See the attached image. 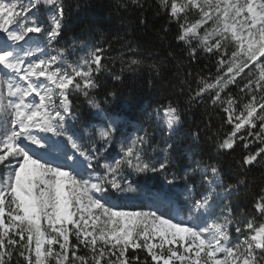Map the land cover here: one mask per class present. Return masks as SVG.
Wrapping results in <instances>:
<instances>
[{
  "label": "snow or ice",
  "instance_id": "obj_1",
  "mask_svg": "<svg viewBox=\"0 0 264 264\" xmlns=\"http://www.w3.org/2000/svg\"><path fill=\"white\" fill-rule=\"evenodd\" d=\"M157 5V15L178 25L174 39L183 45V58L173 51L159 61L151 60L152 53L144 58L133 41L122 45L128 55L110 57V45L81 41L87 51L69 60L68 48L60 44L63 0H0V264H264V184L239 217L228 202L249 184L251 166L264 167V0H157ZM116 7L143 9L144 0H116ZM138 19L147 22L143 11ZM199 55L216 58V75L197 73L194 90L187 77L179 83L188 86L187 103L203 105L209 121L217 109L224 113L222 126L231 130L210 137L218 151L234 150L238 139L243 144L236 161L243 174L232 182L216 163L200 160L181 177L171 158L173 145L153 143L156 129L171 139L183 123L171 99L155 109L152 131L138 129L117 140L116 119L102 106L117 92L109 91L103 102L95 95L103 73L113 81L141 68L159 76L168 60L178 61L179 72L184 59ZM116 60L120 73L111 70ZM231 85L240 95L229 91ZM77 95L96 116L104 115L92 130L77 128ZM199 131L191 135L198 138ZM252 143L259 144L255 152ZM113 145L119 155L109 160L105 154ZM197 171L199 193L190 180ZM155 173L169 185L184 181L182 202L142 192V181L129 179ZM135 197L147 201L141 210H117V201Z\"/></svg>",
  "mask_w": 264,
  "mask_h": 264
},
{
  "label": "trees",
  "instance_id": "obj_2",
  "mask_svg": "<svg viewBox=\"0 0 264 264\" xmlns=\"http://www.w3.org/2000/svg\"><path fill=\"white\" fill-rule=\"evenodd\" d=\"M63 2L65 28L60 37V44L68 48L69 60H76L87 51V48L81 45V41L88 45L99 42H102L104 47L110 45L107 53L110 57H117L122 51L128 55L122 45L125 41H133L140 45L137 55L144 58H149V53H152L151 60L159 61L166 57L168 51H173L178 58H183V45L174 39L178 25L175 21L169 22L164 14L157 15V0H144L143 9L133 8L131 10L118 9L116 0H63ZM141 11L147 21L144 25H141L138 19ZM122 19L126 22L122 23ZM164 27L168 29L166 33L163 31ZM162 36L166 39L162 40ZM74 42L76 47L72 48ZM177 64V60H168L162 67L159 76L147 68H141L135 72L124 71L121 81H113L109 74L103 73L98 77L100 84L95 90V95L98 100L103 102L109 91L117 92L114 100L108 104H102L105 113L116 112L122 119V124L118 126L117 140H120L122 132L129 133L132 130L137 132L138 129L142 132L146 127L152 131L150 125L154 124L140 125V119H144L159 105L171 99L174 104L180 107L183 114L181 126L184 137L180 144L171 149L175 171L178 175L184 172L187 166L185 154L189 152L194 160L216 163L224 180L232 182L238 175L243 174L236 164V161L240 160L244 154L243 144L238 139L234 150L218 151L215 147V140L210 137L217 132L223 136L231 130L230 125L223 124L222 126L224 113L217 109L215 113H212V118L209 121V112L203 105L192 104L190 106L187 103L188 86H181L179 83L180 79L187 77L194 90L197 73L204 77H214L217 73L216 58L199 55L195 61L184 59L179 72ZM120 69L119 60L111 64L113 72L120 73ZM188 73H191V76H188ZM237 81L240 82L241 77H237ZM229 91L240 95L236 85H231ZM73 100L81 114V123L77 127H88L95 120L92 117V110L88 108L82 96H74ZM132 119L139 122L136 128L129 125V120ZM209 124L210 128L206 127ZM198 129L200 130L199 137L194 138L190 133L188 136L192 140H189V137L186 136L187 132ZM243 131L242 129L241 133ZM153 143L164 145L161 130H155ZM257 147H259L258 143L249 145L253 152ZM116 149H118L117 146L113 145L109 151ZM194 176L195 174L191 177L192 182H194ZM150 179L156 188L168 190L172 186L165 181L163 174L160 173L149 174L147 179L138 177V181H142V183H148ZM247 179L249 184L241 186L236 193L229 197V204L238 217L241 210L248 212L252 208L253 194L258 193L259 187L264 184V167L251 166L247 172Z\"/></svg>",
  "mask_w": 264,
  "mask_h": 264
},
{
  "label": "rangeland",
  "instance_id": "obj_3",
  "mask_svg": "<svg viewBox=\"0 0 264 264\" xmlns=\"http://www.w3.org/2000/svg\"><path fill=\"white\" fill-rule=\"evenodd\" d=\"M41 14L43 16V19H46L47 12H46V9H44L43 7H42ZM40 38L43 39V37H40ZM49 51H51V50L49 49ZM245 71H247V69ZM41 79H43V78H41ZM93 116L96 117L95 114H93ZM97 119L100 120V122H97L95 124H91L89 126V128H88L89 130H92L96 126H98L104 120V115L97 116ZM83 128H86V127H80L78 129H80L82 131ZM133 134H134L133 133V130L131 132H129V133H123L122 132L121 135H120L121 136L120 140L123 139V138H125V137L131 136ZM105 155L107 156V158L109 160H112L113 159L112 157L108 156L107 153ZM197 174H198V177H199L198 178V181H197V189H199V190H197V192L199 193L202 190V187H201V176L199 174V171H197ZM139 188L141 189L142 192H144V190L146 189L145 186H141V187L139 186ZM174 192L183 201L184 193L183 194H180V193H178V191H175V190H174ZM171 196H174V195H171ZM229 200H230V198L228 199V202H229ZM117 203L119 205H121V208H118L117 210L137 211V210H141L147 204V201L143 197H135V198H128V199H121V200L117 201ZM233 235L235 236L234 230H233ZM176 247H178V245ZM176 264H179V262L177 261Z\"/></svg>",
  "mask_w": 264,
  "mask_h": 264
},
{
  "label": "bare ground",
  "instance_id": "obj_4",
  "mask_svg": "<svg viewBox=\"0 0 264 264\" xmlns=\"http://www.w3.org/2000/svg\"><path fill=\"white\" fill-rule=\"evenodd\" d=\"M0 35H2V34H0ZM113 117L116 119V122L118 123L119 121H120V118H119V116L117 115V114H115V115H113ZM148 120H153V121H155V123H156V120H155V113H153L149 118H147L146 119V121H148ZM180 132H181V127L179 126L178 127V129H177V131H176V133L174 134V135H172L171 136V139H173L174 140V143L175 142H179L180 141V139H181V137L179 136L180 135ZM164 133V140H166L168 143L170 142V140L171 139H168V136H167V134L165 133V132H163ZM187 161H188V163L191 165V166H189V167H194V165L192 164V159L190 158V156L189 155H187ZM200 174V173H199ZM197 176H198V174H197ZM199 178V177H198ZM197 181H198V179H197ZM150 185H151V182H150ZM185 187V186H184ZM184 187H176V188H174V190L175 191H178V193H180V194H183L184 193ZM153 192V193H160L161 195H165L163 192H160V191H157L156 189H154L153 187H148V188H146L145 190H144V192Z\"/></svg>",
  "mask_w": 264,
  "mask_h": 264
}]
</instances>
